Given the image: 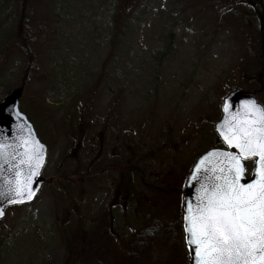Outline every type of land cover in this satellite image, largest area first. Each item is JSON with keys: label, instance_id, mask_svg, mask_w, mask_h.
I'll use <instances>...</instances> for the list:
<instances>
[{"label": "rangeland", "instance_id": "rangeland-1", "mask_svg": "<svg viewBox=\"0 0 264 264\" xmlns=\"http://www.w3.org/2000/svg\"><path fill=\"white\" fill-rule=\"evenodd\" d=\"M123 1L28 0L23 12L19 0H0V101L24 84L20 109L48 146V180L78 182V147L71 143L79 139L82 120L130 125L136 188L146 192L145 206L156 216L143 222L125 252L112 238V246L97 240L95 259L87 264H188L179 244L183 206L170 190L200 154L220 146L215 123L223 99L235 88L254 91V84L242 81L253 78L258 66L241 59L248 30L238 14L218 8V0H125L122 7ZM19 33L38 44V61L26 81ZM159 173L173 174L161 185L170 196L146 188L157 185ZM70 187L77 199V184ZM64 207L65 195L45 187L33 203L11 209L0 224V264H66ZM71 241L76 249L78 237ZM75 259L76 251L69 264Z\"/></svg>", "mask_w": 264, "mask_h": 264}, {"label": "flooded vegetation", "instance_id": "flooded-vegetation-1", "mask_svg": "<svg viewBox=\"0 0 264 264\" xmlns=\"http://www.w3.org/2000/svg\"><path fill=\"white\" fill-rule=\"evenodd\" d=\"M217 7L224 9L230 17L238 14L244 29L248 30L244 39L246 50L241 54V59L264 62V0H218ZM249 44L252 48L248 47ZM255 94L259 101L260 98L264 101L263 81ZM130 133V125L123 127L120 120H82L79 139L71 143L78 147L80 175L76 184L80 195L77 199L73 198L66 182L46 179L48 187L55 185V188L62 189L67 194L65 207L61 210L60 228L68 253V264L71 263L75 251L78 253V260L75 259L74 264L93 261L95 256L92 253H95L97 240L108 242L112 246L107 241L112 238L113 245L119 252L127 251L134 233L145 228L143 222L156 216L146 207L149 204L146 192L136 188L139 169L137 157L132 151ZM102 173L105 174L103 177ZM168 176L157 174V185H147L146 188H153L159 194L170 196L161 187L164 181L167 183ZM98 178L100 179L97 180ZM183 181L182 178L178 179L176 188L170 190L174 201L182 206L185 188ZM90 190H95L96 195L89 196ZM98 193L106 196L97 197ZM152 206L158 210L160 199L153 202ZM141 209H144L142 214ZM181 219L183 220V215ZM135 226L138 228L134 230ZM181 233L182 225L180 236ZM73 236L78 237L76 249L71 241Z\"/></svg>", "mask_w": 264, "mask_h": 264}, {"label": "snow or ice", "instance_id": "snow-or-ice-1", "mask_svg": "<svg viewBox=\"0 0 264 264\" xmlns=\"http://www.w3.org/2000/svg\"><path fill=\"white\" fill-rule=\"evenodd\" d=\"M242 103L254 105L259 116L238 120L234 124H229L226 116L217 128L225 143L237 151H210L207 156L215 152L224 158V167L212 172L204 170L199 177L195 170L191 173L190 179L200 184L198 193L202 192L196 196L195 214L193 202H185L183 218L186 243L190 252H194L195 264H264V107L255 100ZM224 109L227 112V102ZM231 115L235 118L237 114ZM33 143L39 146L38 149L26 152V159L21 160L22 164L29 165L24 185L7 189L13 195H21L23 200H30L34 195L35 189L29 184L44 162V145L39 140ZM3 147L0 143V160L3 159ZM248 161L252 162L253 178L242 182L248 171ZM195 168L199 169L200 164ZM2 170L3 164L0 163V172ZM0 215H3L2 209Z\"/></svg>", "mask_w": 264, "mask_h": 264}, {"label": "water", "instance_id": "water-1", "mask_svg": "<svg viewBox=\"0 0 264 264\" xmlns=\"http://www.w3.org/2000/svg\"><path fill=\"white\" fill-rule=\"evenodd\" d=\"M24 86L12 90L1 102H0V143L4 145L3 147V159L0 160V163L3 164V170L0 172V192H3V195H0V209L3 210V215H0V219L5 215V209L9 206L26 204L32 202L37 196L39 190L41 189L44 179L40 176L41 171L45 165L47 159V147L39 140L38 135L29 121L26 114L20 110V99L23 95ZM246 100H255L251 95L244 94L240 90H235L231 92L223 101L222 105V116L221 119L216 123V131L219 125L223 124L224 118L227 116L229 124H234L238 120L243 121L248 118H256L259 116V111L251 104H243V101ZM227 102L228 109L227 112L224 109V104ZM256 104L257 101L255 100ZM259 105V104H258ZM261 106V105H260ZM232 113H236V117H232ZM31 130V132H30ZM225 132H227V126H225ZM30 133V134H29ZM217 134L223 141L226 147L229 149H221L224 151H237L235 147H229L224 139L220 136L219 132ZM39 140L40 144L44 145V162L42 166L38 169V175L32 176V183L29 184L30 188L35 189V193L30 200H23L21 195H13L11 192H8V187H22L25 183V176L28 175L29 165L27 163H21V160L26 159L25 153L31 152L35 149H38V145H35L33 141ZM211 149L204 154H202L196 161L194 167L192 168L191 173L195 170L197 176L199 177L204 170L209 172L216 171L221 167H224L222 156H219L217 153L213 152L212 156H207V153L213 151ZM206 159H203L206 157ZM202 161V162H201ZM200 164V168L196 169V164ZM12 165H18L19 167H12ZM19 172V175H17ZM191 173L188 177L186 188H185V213H186V201L193 202V214H195V204L196 196L202 195L198 193L197 189L200 187V184L197 180L190 179ZM253 176L247 177L245 174L244 180L242 182H248L252 179ZM15 181V184L12 181ZM12 200L13 202H9ZM184 231H185V222H184ZM186 234V231H185ZM187 235V234H186ZM188 245V244H187ZM189 247V245H188ZM190 249V248H189ZM190 263L195 264L194 252H190Z\"/></svg>", "mask_w": 264, "mask_h": 264}, {"label": "trees", "instance_id": "trees-1", "mask_svg": "<svg viewBox=\"0 0 264 264\" xmlns=\"http://www.w3.org/2000/svg\"><path fill=\"white\" fill-rule=\"evenodd\" d=\"M132 1L133 0H126L128 5H132ZM27 2H28V0H19V4L24 7V8H22L23 12L26 11L25 9H26V3ZM124 3H125V0L122 3V7H123ZM29 23H30V21L27 18L26 13H25V15L23 14L22 15V24H23L22 29H23V32H28ZM17 45L21 49L22 54L26 58V66H25V69H24V72H23V80L26 81L27 79L31 78V74L33 73L34 66H35L36 62L38 61V56L34 52V48L38 44H36V41H35L34 37L25 38L23 35L21 36L20 33H19ZM256 63H257V66H258V72L255 71L253 78H247L246 77L247 80L246 81L245 80L242 81L244 84H246L248 86L251 85V84H254L255 86H260L261 81L264 82V79H263L264 62L256 61ZM245 68H247V67H245ZM246 92H250V91H246ZM183 239H184V236H183ZM181 246H182V244H181Z\"/></svg>", "mask_w": 264, "mask_h": 264}]
</instances>
